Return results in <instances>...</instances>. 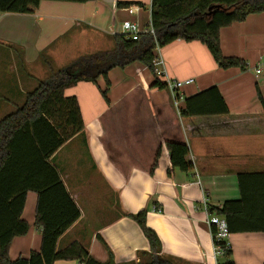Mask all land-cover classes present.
Masks as SVG:
<instances>
[{"label": "crops", "instance_id": "crops-1", "mask_svg": "<svg viewBox=\"0 0 264 264\" xmlns=\"http://www.w3.org/2000/svg\"><path fill=\"white\" fill-rule=\"evenodd\" d=\"M151 1L44 0L34 14L0 13V120L46 79L47 64L57 70L81 56L111 50L124 21L148 27ZM70 34L74 40L68 45L83 42V53L59 58L56 43ZM219 41L222 56L242 60L246 70L220 69L196 41L176 40L160 49L162 64L155 67L164 73L162 82L193 80L177 93V106L169 90L152 87L154 75L137 62L108 73V103L101 95L102 77L96 84L79 82L64 90V96L77 99L83 129L50 162L80 217L58 239L57 250L78 242L98 262H106L110 252L115 264L136 263L149 244L126 215L145 211L146 225L161 243L160 256L176 264H263L264 233L230 234L231 255L216 256L206 206L239 200L238 174L264 172V112L257 98V92L264 96V76L253 71L264 59V13L220 29ZM211 87H217L228 114L180 115L187 98ZM171 141L187 145L191 171L167 175L166 143ZM37 199L36 193L26 195L21 218L28 232L11 241V261L40 250Z\"/></svg>", "mask_w": 264, "mask_h": 264}, {"label": "trees", "instance_id": "trees-1", "mask_svg": "<svg viewBox=\"0 0 264 264\" xmlns=\"http://www.w3.org/2000/svg\"><path fill=\"white\" fill-rule=\"evenodd\" d=\"M41 1L44 0H0V13L34 14ZM46 1L86 3L92 0ZM260 13H264V0H152L153 35L141 34L136 41L124 34L114 35V46L109 51L81 56L62 69L55 70L47 64L46 79L27 93L20 107L0 120V264H55L57 261L115 264L110 252L107 261L101 263L78 242L60 250L56 248L58 239L80 217L77 205L50 162L51 156L83 129L77 99L64 96L65 89L79 82L96 84L102 77L106 86L101 95L108 103L107 77L112 69H123L137 62L154 75L155 49L176 40L201 43L220 69L237 67L244 71L245 62L222 56L219 31ZM152 87L163 90L165 83L155 77ZM257 98L264 112V96L257 92ZM179 112L182 117H209L226 115L228 108L217 87H211L187 98ZM166 147L168 176L175 169L181 172L193 169L192 162L187 160L186 144L171 141ZM237 182L240 199L225 201L220 207H208V213L223 217L229 234L264 233V172L240 173ZM29 192L38 197L35 225L41 229L40 250L31 252L27 258L11 261L8 256L11 241L28 232L21 216ZM126 217L139 225L149 244V251L139 252V261L131 264H176L160 256L161 243L146 225L145 211ZM230 255V249L225 251V256Z\"/></svg>", "mask_w": 264, "mask_h": 264}, {"label": "built area", "instance_id": "built-area-1", "mask_svg": "<svg viewBox=\"0 0 264 264\" xmlns=\"http://www.w3.org/2000/svg\"><path fill=\"white\" fill-rule=\"evenodd\" d=\"M122 33L130 38L132 41H136L141 34H151L153 35V30L149 24L148 27L142 28L137 23L131 21H124L121 24ZM156 58L154 60V66L156 64H162V58L160 56V48L155 49ZM254 75L256 77L264 76V59L258 63L253 68ZM154 76L158 78L160 81L164 76L162 70L155 67ZM165 83V89L169 90L172 94L174 101L176 102L175 105L177 106V102L180 98L177 96V93L185 86H189L193 83L192 79L187 80H170L167 79L163 81ZM206 213L208 215L207 218V225L210 228V232L213 239L214 244V252L216 256H223L225 255V251H227L228 245L226 244V240L229 237V232L227 228L226 221L223 217H219L216 215H210L208 213V207L206 206Z\"/></svg>", "mask_w": 264, "mask_h": 264}, {"label": "rangeland", "instance_id": "rangeland-1", "mask_svg": "<svg viewBox=\"0 0 264 264\" xmlns=\"http://www.w3.org/2000/svg\"><path fill=\"white\" fill-rule=\"evenodd\" d=\"M74 40L73 34H70L66 37H64L63 39H61L58 43H56V50H59L58 52V57L62 58L63 56H66L68 54L72 55L71 57H75L77 54L83 53L82 50V46H80L83 42H78V43H74L72 45L76 46V47H71L68 44H70L72 41ZM71 45V44H70ZM80 46V47H77ZM45 57H41L42 62L47 63L48 59L46 58L48 55H44ZM72 59V58H70ZM69 59V60H70ZM68 60V61H69ZM47 61V62H46ZM74 60L70 61L69 63L66 64V66H57L59 68L57 69H62L67 67L68 65H70ZM8 115V114H7Z\"/></svg>", "mask_w": 264, "mask_h": 264}]
</instances>
